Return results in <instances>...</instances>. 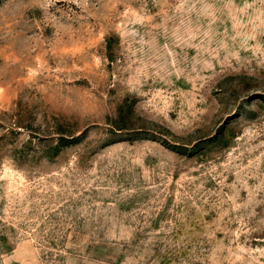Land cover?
<instances>
[{
  "label": "rangeland",
  "instance_id": "rangeland-1",
  "mask_svg": "<svg viewBox=\"0 0 264 264\" xmlns=\"http://www.w3.org/2000/svg\"><path fill=\"white\" fill-rule=\"evenodd\" d=\"M0 264H264V0H0Z\"/></svg>",
  "mask_w": 264,
  "mask_h": 264
}]
</instances>
